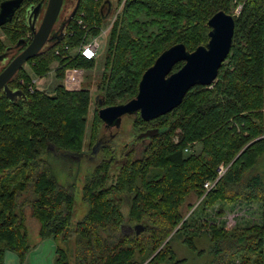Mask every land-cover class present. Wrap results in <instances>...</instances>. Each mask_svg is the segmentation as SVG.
I'll return each mask as SVG.
<instances>
[{
    "label": "trees",
    "instance_id": "16d2710c",
    "mask_svg": "<svg viewBox=\"0 0 264 264\" xmlns=\"http://www.w3.org/2000/svg\"><path fill=\"white\" fill-rule=\"evenodd\" d=\"M40 1L23 0L12 19L0 26V55L21 39L29 41L25 11ZM65 2L66 7L71 2L77 7L63 36L27 61L38 77L57 62L54 93L32 89V78L23 67L8 85L24 96L9 100L0 90V264L6 250L22 260L32 248L25 216L17 210L22 193L33 195L23 202L39 223V239L66 242L71 230L76 233L74 264H181L183 259L176 258L170 242L181 236L189 248L195 247L193 236L185 233L192 227L182 212L187 196L204 194L200 209L218 201L258 202L261 223L230 230L210 224L213 257L208 264H264V173L256 172L264 154V0H117L121 7L101 61L98 107L134 97L143 72L162 51L177 43L188 51L205 45L209 18L221 10L231 14L238 3L242 7L237 16L231 14L235 22L231 48L212 84L192 86L177 107L156 119L145 121L137 114L132 123L135 140L149 127L155 129L140 154L125 146L101 149L102 156L81 186L87 212L75 223V183H58L39 155L48 142L64 150L62 156L82 150L90 91L82 87L67 91L62 79L66 68L90 70L96 60L69 55L67 50L76 48L86 33L77 18L81 15L90 35L98 34L110 0ZM63 11L59 20L66 16ZM22 48L15 47L13 56ZM181 65L178 62L173 69ZM97 110L89 134L92 142L101 122ZM196 143L201 144L200 151L185 156L184 149ZM220 163L225 172L205 192L203 183L216 175ZM198 207L193 216L200 214ZM138 224L143 226L138 233L122 231V225ZM67 257L64 248H56L55 264H69Z\"/></svg>",
    "mask_w": 264,
    "mask_h": 264
},
{
    "label": "rangeland",
    "instance_id": "374dc122",
    "mask_svg": "<svg viewBox=\"0 0 264 264\" xmlns=\"http://www.w3.org/2000/svg\"><path fill=\"white\" fill-rule=\"evenodd\" d=\"M110 3L112 4L110 13L106 15L107 17L106 19H104L103 26L100 29V31L103 30L101 32L103 34L104 31H106V41L108 31L111 27V21L114 19L115 15L121 7H117V0H110ZM72 6L73 4L71 2V7ZM235 7H233L231 14L235 13ZM71 10L72 9H70V11ZM66 11L68 14L69 10L67 9ZM27 36H29V33L27 34ZM100 38L101 41L104 42V44L101 47L100 56L95 59L96 65L93 69L90 70L82 69L83 77L80 87L88 88L91 95V102L87 113V123L84 127L83 139L81 143L82 150L79 153L73 155L62 156V154L59 155L49 149H45L39 155V160H45V162H42L45 165L50 166L51 173L54 175L58 183H61L63 185L75 183V201L73 205L72 223H75L78 219H80L87 212L88 209V205L82 200L81 186L84 181V178L92 172L94 164H96L102 156L101 151H99L95 157L91 152V147L95 144L97 139L106 140L109 138V136H111V134H113V142L115 143L113 144L114 147L125 146L127 150H130L135 147L137 150L136 154H140V151L142 150V145L135 143L130 144V141L135 142L132 123L137 115L123 116L121 119L119 131H117L116 127L111 126L105 128L102 122L98 123L100 124L97 135L98 138L93 142L89 140L90 128L93 125L92 120L94 112L99 108L97 104V99L100 97L98 82L100 79V73L102 71L101 61L104 56V51L106 49V41L104 40V35H101ZM75 49L76 48L71 50L68 49L67 51L69 55L75 54ZM13 54V51H11L9 53V56L7 55L8 61L13 57ZM4 62H6V60L3 59L0 63L3 64ZM22 67L32 78V89L41 90L49 95H52L54 93V88L59 82V80L56 78L55 72V69L57 67L56 61L51 63L49 72L42 77H38L37 75H35L27 62ZM19 82L23 83L22 78L19 79ZM200 149L201 144L196 143L193 145L192 149L185 148L184 155L188 156L191 153V150L194 153H198ZM87 156L91 157V159ZM134 157L137 158L136 155ZM256 172L260 174L264 173V154H262L257 160ZM32 196L33 195H30L29 193H22L19 200L20 204L17 207V210H19L25 216V227L27 228V235L29 242L32 245V248L22 260L14 252L6 251L4 253L3 264H55L54 261L56 258L57 247L64 248L67 251V258L69 264H74V249L76 246L77 239L76 233L71 230L66 242H55L52 238L39 239V223L35 219V217L31 215L32 209L30 205L26 202H23L25 199L32 198ZM115 197H117V195H115ZM188 197L189 196H187L186 202L182 207V212L184 219L187 218L192 220V227H188L187 231L185 230V233L193 236L195 247L189 248L186 244L182 242L181 236H173L170 242V245L176 255V258L183 259L181 264H208V262L211 261L213 254L211 253V251L209 252V248L211 246L209 241L210 224L222 227L225 230H230L235 227L251 226L253 224L261 223L262 221V209L258 202L238 201L234 204H223V202L219 203L218 201L212 207L200 209V206L202 205H199L198 207V204L202 200H200V198L204 197V194L200 198H196L195 195H192L190 199H188ZM191 203H193V206L191 208H188V204ZM197 207L198 212L200 214L194 212L193 216L191 213ZM123 212L126 214L127 205L123 206ZM170 236H168L166 241L169 239ZM163 264L171 263L164 262Z\"/></svg>",
    "mask_w": 264,
    "mask_h": 264
},
{
    "label": "water",
    "instance_id": "95a60500",
    "mask_svg": "<svg viewBox=\"0 0 264 264\" xmlns=\"http://www.w3.org/2000/svg\"><path fill=\"white\" fill-rule=\"evenodd\" d=\"M22 1L3 0L0 2V26L12 19ZM65 1L41 0L27 7L25 18L31 33L29 41L19 40L15 47L19 45L23 48L9 61L8 56L11 51H14V46L7 47L0 55V62L3 59L6 60L3 64L0 63V67L3 66L0 71V90L9 100L24 96L19 89L12 90L8 85L17 71L29 59L41 53L51 40L63 36L64 28L77 7V5L72 6L70 13H65L66 16L59 20L61 10L65 9ZM110 4L108 2L109 7ZM234 23L231 14L222 10L214 13L207 22L210 30L209 39L205 45H199L193 51H188L182 43H177L162 51L154 63L143 72L135 96L124 103L99 108L97 110L99 119L105 126L116 127L117 130L120 129L121 119L125 115L139 114L143 120L150 121L177 107L192 86L212 84L230 51ZM178 62H182V65L174 70ZM154 132L155 129L146 130L138 134V137L152 135ZM104 144L97 141L92 147V154L96 155ZM47 149L59 155L64 154V150H56L50 142L47 143ZM121 228L123 232L135 230L138 233L143 226L141 224L122 225Z\"/></svg>",
    "mask_w": 264,
    "mask_h": 264
},
{
    "label": "built area",
    "instance_id": "2783aa9c",
    "mask_svg": "<svg viewBox=\"0 0 264 264\" xmlns=\"http://www.w3.org/2000/svg\"><path fill=\"white\" fill-rule=\"evenodd\" d=\"M242 4L238 3L234 9V12L232 15L237 16L240 13ZM115 18V17H114ZM114 20V19H113ZM111 21V24L113 22ZM76 24L82 28L86 29V33L84 36L83 41L76 47L75 54H79L80 56L86 58V59H96L100 56L101 47L103 46L104 42L101 41L100 36L104 35V40L106 41V31H104V34L101 33L103 30H101L96 35H90L88 33V28L86 24H84L81 15L76 20ZM67 48V47H66ZM56 54H59V51H55ZM83 77V70L77 67H68L64 70V76H63V86L67 91H75L80 89L81 81ZM226 166L222 163L218 164L216 168V175L212 179H208L203 183L204 191L207 192L211 188H213L217 182V180L222 176V174L225 172ZM202 197L200 198V200Z\"/></svg>",
    "mask_w": 264,
    "mask_h": 264
},
{
    "label": "flooded vegetation",
    "instance_id": "af4514ba",
    "mask_svg": "<svg viewBox=\"0 0 264 264\" xmlns=\"http://www.w3.org/2000/svg\"><path fill=\"white\" fill-rule=\"evenodd\" d=\"M66 5L67 4H65V7H66ZM111 6H112V4H110V7L108 6L107 7V13H106V15L108 14V13H110V9H111ZM69 10V13H70V9H72L71 8V5L70 4H68V7H66L65 9H64V13H63V15H65V13H67V11L66 10ZM107 17V16H106ZM104 107V106H103ZM99 108H101V107H99ZM98 108V109H99ZM102 122V121H101ZM102 124H103V122H102ZM103 126L105 127V128H108V127H111V126H105L104 124H103ZM154 129V127H149L147 130H153ZM117 131H119V130H117ZM149 136L150 135H148V136H143V137H141V138H139V140H135V142H132V141H130V144H133V143H135V144H139V145H142V148H143V146L148 142V139H149ZM112 138V139H111ZM113 139H114V136H113V134H111V136H109V138L108 139H106V140H102V139H97V141H101V142H103V143H105L99 150H98V152L99 151H101V149L104 147V146H113V144H115L114 142H113ZM96 141V142H97ZM95 142V143H96ZM95 145V144H94ZM93 145V146H94ZM92 146V147H93ZM92 147H91V150H92ZM135 148V147H134ZM138 149H140V148H138ZM98 152L96 153V155L98 154ZM96 155H94V157L96 156ZM88 158H90L91 159V157H89V156H87ZM93 157V156H92Z\"/></svg>",
    "mask_w": 264,
    "mask_h": 264
},
{
    "label": "crops",
    "instance_id": "0c3cea01",
    "mask_svg": "<svg viewBox=\"0 0 264 264\" xmlns=\"http://www.w3.org/2000/svg\"><path fill=\"white\" fill-rule=\"evenodd\" d=\"M190 197H192V195H190V196L188 197V199H190ZM188 199H187V200H188ZM6 251H7V250H6ZM6 251H5V252H6ZM3 263H4V259H3Z\"/></svg>",
    "mask_w": 264,
    "mask_h": 264
}]
</instances>
